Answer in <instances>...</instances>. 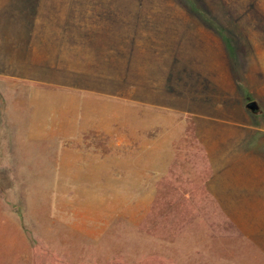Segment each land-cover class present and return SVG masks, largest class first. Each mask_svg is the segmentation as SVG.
I'll return each instance as SVG.
<instances>
[{"label": "crops", "instance_id": "obj_1", "mask_svg": "<svg viewBox=\"0 0 264 264\" xmlns=\"http://www.w3.org/2000/svg\"><path fill=\"white\" fill-rule=\"evenodd\" d=\"M97 1L0 0V143L3 134L15 143L58 133L83 143L77 150H136L140 177L145 150H173L190 131L209 153L242 150L229 133L264 132L247 114L259 108L264 0H186L183 29L162 8L132 13L130 3ZM16 158L24 160L5 164ZM101 159L92 164L114 166ZM154 161L160 168L173 158ZM218 183L209 189L229 197Z\"/></svg>", "mask_w": 264, "mask_h": 264}, {"label": "rangeland", "instance_id": "obj_2", "mask_svg": "<svg viewBox=\"0 0 264 264\" xmlns=\"http://www.w3.org/2000/svg\"><path fill=\"white\" fill-rule=\"evenodd\" d=\"M172 1L118 2L132 13L165 9L164 21L183 29L187 1ZM257 74L259 108L247 114L264 129V69ZM9 136L0 143V264H264V132L229 133L242 150L209 153L190 131L173 150H145L140 177L136 150H77L83 143L58 133ZM163 154L172 163L153 165ZM13 156L24 160L5 164ZM101 158L114 166L92 164ZM218 182L229 197L209 189Z\"/></svg>", "mask_w": 264, "mask_h": 264}, {"label": "water", "instance_id": "obj_3", "mask_svg": "<svg viewBox=\"0 0 264 264\" xmlns=\"http://www.w3.org/2000/svg\"><path fill=\"white\" fill-rule=\"evenodd\" d=\"M249 107L252 108V109H256L255 103L250 104Z\"/></svg>", "mask_w": 264, "mask_h": 264}]
</instances>
